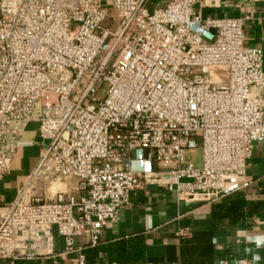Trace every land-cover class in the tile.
Masks as SVG:
<instances>
[{
	"label": "built area",
	"instance_id": "1",
	"mask_svg": "<svg viewBox=\"0 0 264 264\" xmlns=\"http://www.w3.org/2000/svg\"><path fill=\"white\" fill-rule=\"evenodd\" d=\"M147 2L0 0V180L31 122L47 141L0 218V258L49 256L55 234L66 253L78 235L95 243L150 183L208 202L244 179L264 142V52L246 44L250 16L204 18L200 0L151 12ZM138 149L152 171L131 169ZM199 150L201 164L188 156ZM59 180L69 186L51 197Z\"/></svg>",
	"mask_w": 264,
	"mask_h": 264
},
{
	"label": "crops",
	"instance_id": "2",
	"mask_svg": "<svg viewBox=\"0 0 264 264\" xmlns=\"http://www.w3.org/2000/svg\"><path fill=\"white\" fill-rule=\"evenodd\" d=\"M168 1L148 0L147 7L152 12ZM195 8L204 18L250 16L244 20L246 44L264 52L263 1L200 0ZM45 145L39 123L31 122L0 180V218L30 180ZM225 188L219 198L204 202L179 199L172 184H147L131 193L119 220L109 222L97 242L78 235L79 250L66 253L64 238L55 234L49 256L0 258V264H77L80 252L86 264H264V142L254 143L244 179H227ZM181 230L185 235H178Z\"/></svg>",
	"mask_w": 264,
	"mask_h": 264
},
{
	"label": "water",
	"instance_id": "3",
	"mask_svg": "<svg viewBox=\"0 0 264 264\" xmlns=\"http://www.w3.org/2000/svg\"><path fill=\"white\" fill-rule=\"evenodd\" d=\"M192 29L194 31H197L199 33H203L205 36L212 38V33L210 32H203L199 26L197 24L192 25ZM131 169L133 171H152L153 169V165L152 162L150 160L144 161L143 158V150L142 149H138L137 150V159L132 161L131 163Z\"/></svg>",
	"mask_w": 264,
	"mask_h": 264
},
{
	"label": "rangeland",
	"instance_id": "4",
	"mask_svg": "<svg viewBox=\"0 0 264 264\" xmlns=\"http://www.w3.org/2000/svg\"><path fill=\"white\" fill-rule=\"evenodd\" d=\"M101 96H102V94H101ZM199 144H200L199 141L192 139L191 145L198 146ZM188 156L190 157V159L195 160L197 162V164H201V151L200 150L197 152V154L190 153ZM68 186H69V183L67 181L59 180V181H55L53 183H48L46 188L50 191L49 194L52 197L59 190H67ZM50 196H48V197H50Z\"/></svg>",
	"mask_w": 264,
	"mask_h": 264
},
{
	"label": "bare ground",
	"instance_id": "5",
	"mask_svg": "<svg viewBox=\"0 0 264 264\" xmlns=\"http://www.w3.org/2000/svg\"><path fill=\"white\" fill-rule=\"evenodd\" d=\"M224 73H225V69L224 68L215 67L213 69V74H214L216 79H220V80L223 79Z\"/></svg>",
	"mask_w": 264,
	"mask_h": 264
}]
</instances>
